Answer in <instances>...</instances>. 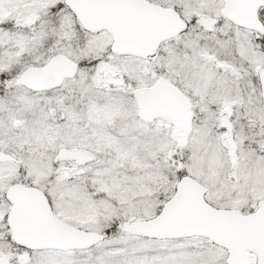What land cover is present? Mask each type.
<instances>
[{"label": "snow or ice", "instance_id": "6c2138e0", "mask_svg": "<svg viewBox=\"0 0 264 264\" xmlns=\"http://www.w3.org/2000/svg\"><path fill=\"white\" fill-rule=\"evenodd\" d=\"M0 264H264V0H0Z\"/></svg>", "mask_w": 264, "mask_h": 264}]
</instances>
